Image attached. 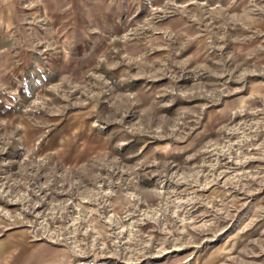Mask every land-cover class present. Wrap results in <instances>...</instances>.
<instances>
[{
  "label": "rangeland",
  "instance_id": "374dc122",
  "mask_svg": "<svg viewBox=\"0 0 264 264\" xmlns=\"http://www.w3.org/2000/svg\"><path fill=\"white\" fill-rule=\"evenodd\" d=\"M132 4L60 62L36 36V56L9 52L31 19L0 0V238L73 262L264 264V0Z\"/></svg>",
  "mask_w": 264,
  "mask_h": 264
},
{
  "label": "crops",
  "instance_id": "0c3cea01",
  "mask_svg": "<svg viewBox=\"0 0 264 264\" xmlns=\"http://www.w3.org/2000/svg\"><path fill=\"white\" fill-rule=\"evenodd\" d=\"M15 4L13 10L18 22L25 23L30 19L31 21L26 26H18V32L24 38L13 51L9 48V52L21 51L26 53L28 58L36 56L32 54V51H36V43L30 38L36 36L43 45L62 49V53L50 54L53 60L58 59L60 62L70 61L71 58L83 59L90 48V33L109 31L117 27L120 29L122 17L129 14L133 7L132 0H31L28 9L23 8L18 0H15ZM36 18L48 19L50 27L43 29L36 23ZM5 49L8 48L2 50L6 51ZM48 243L29 239L23 235V231H10L0 238V263L76 264L70 259V249ZM74 255L79 258L87 255L86 248H80Z\"/></svg>",
  "mask_w": 264,
  "mask_h": 264
},
{
  "label": "built area",
  "instance_id": "2783aa9c",
  "mask_svg": "<svg viewBox=\"0 0 264 264\" xmlns=\"http://www.w3.org/2000/svg\"><path fill=\"white\" fill-rule=\"evenodd\" d=\"M76 264H110V263L106 256L99 255V257H96V256L84 255L83 257H80L76 261Z\"/></svg>",
  "mask_w": 264,
  "mask_h": 264
}]
</instances>
